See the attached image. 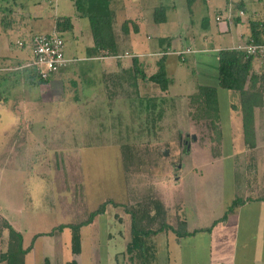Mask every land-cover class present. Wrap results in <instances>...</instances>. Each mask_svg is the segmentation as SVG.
<instances>
[{
    "label": "rangeland",
    "instance_id": "rangeland-1",
    "mask_svg": "<svg viewBox=\"0 0 264 264\" xmlns=\"http://www.w3.org/2000/svg\"><path fill=\"white\" fill-rule=\"evenodd\" d=\"M75 1L0 0V95L7 98L0 100V251H6L9 243V230L2 226L5 218L20 229L29 246L37 234L61 223H79L109 199L153 210L152 200L168 198L175 209L180 196L189 204V217L197 218L195 213L205 209L218 216V198L226 193L229 198L232 182L239 183L251 165L246 155L234 154L245 148L242 136L231 134L237 128L236 133L244 132L238 125L242 112L232 108L240 104L237 92L219 89V120H213L217 129L192 115L196 106L189 96L199 85L215 84L216 62L200 59L209 64L196 63L193 52L185 56V61L175 57L180 68L174 70V63L168 61L173 84L167 92L162 93L158 84L142 76L136 89L132 67L128 70L117 64L133 57L127 51L131 49L129 42L120 41V57L109 60L106 69L103 59H86L87 47L93 45L87 14L100 0H77L79 8ZM117 1L111 0L112 6ZM161 2L170 11L174 9L173 0ZM184 4L185 0H177L176 10L181 19L190 18V22L178 19L152 28L149 42L161 46L163 41L165 46L161 36L183 33L182 40L174 38L172 48L186 50L190 44L198 48L208 34L209 43L216 47L244 43L236 39V32H216L218 8L227 15L222 4L198 0L192 14ZM11 10L18 12L14 29L4 30L2 16ZM234 10L235 15L240 14ZM77 12L85 14L86 20L77 18ZM67 16L72 19V27L65 30L56 20ZM205 18L209 27L201 24ZM55 30L65 40L67 57L76 59H70L56 79L32 81L33 70L27 66L31 54L26 49L23 52L17 41ZM17 54L25 59L14 57ZM150 64L153 68L146 72L156 73L158 63L153 59ZM222 150L235 158L214 160ZM223 180L225 192L219 185ZM177 216L178 212L172 210L170 222L176 224ZM4 231L8 235L2 238ZM80 231L81 253L73 254V235L65 229L55 236L38 237L29 257L31 263L45 264V255L50 264H66L73 259L78 264H132L126 252L131 234L123 207L109 205L105 215ZM166 239L169 236L162 232L149 240L159 252L161 264H168Z\"/></svg>",
    "mask_w": 264,
    "mask_h": 264
},
{
    "label": "crops",
    "instance_id": "crops-1",
    "mask_svg": "<svg viewBox=\"0 0 264 264\" xmlns=\"http://www.w3.org/2000/svg\"><path fill=\"white\" fill-rule=\"evenodd\" d=\"M197 1L198 0H196L195 3H197ZM185 2L186 4H184V9L188 13L192 14L193 6L195 5V3L191 6V8H189L187 0H185ZM209 2L210 3L212 2L217 6L222 4L220 5V7L224 6L223 8H226L225 9L226 12L229 6H232V17L230 19L227 17L228 14L226 16L221 14L220 13L221 10L218 8L215 14L216 32L217 33L236 32L237 35L236 39H240L241 43L242 41L245 42L247 39V35H246L248 31L247 22L249 20L255 17L258 19H262V21H264V0H209ZM238 3H241L245 6V9L238 10V12L240 11L244 12L243 16H241L239 13L238 15L234 14L235 6ZM111 7L116 12L118 27L121 26L126 21L131 22L129 25L130 26L129 33L127 34L125 33L122 36V34L118 33L117 31L116 33L117 41L119 46L121 44L120 41L124 43L129 42V44H131V49H127V51L132 52L133 56H137V58L139 59V66L146 76L149 77L155 73V72L154 73L146 72V70H151L153 68V66H151L150 64V61L154 59L156 63H158L160 57H162L163 54L166 53L165 50H168V52L166 53V63H165L166 69L169 60H171L174 63V70H178V68H180L178 67L179 63L174 58L176 57V59L180 60L177 52L183 51L184 48L182 47V49H174L172 48L171 43H173L174 38L177 40L178 39L182 40L183 33H178L174 36L172 35V37H169L171 35L161 36L160 40L164 39V41L166 42L165 46H162L163 41L161 42V46L160 45L156 46L152 44V42H149V40L153 39V36L150 35L152 28L154 29V28H159L161 25H168L169 21L179 22L178 19H180L181 22L182 21L190 22V18H188V20H185L179 17L178 11L176 10L177 0L176 1L173 0L174 9L171 11L170 9H167L166 5H164V3L161 2V0H120L114 2L113 6L111 4ZM158 7L165 8L166 20L163 23H156L154 20V12L155 9ZM76 17L77 18L79 17L82 20L83 19L86 20V17L81 16L80 14H78V12L76 13ZM218 17H221V20H217ZM63 18L57 19L56 23L58 21H62ZM236 18H240L241 23H236L235 22ZM71 23H72V19H71ZM201 24L203 27L210 26V23L207 22L206 18L205 20L202 19ZM133 26L137 27L138 31H134ZM172 28L173 31H175L174 29L176 28V26L172 25ZM18 30H22V27L21 29L19 28ZM263 36H264V32H263ZM209 42L210 39L208 34L203 36V41L201 42V45L198 48L195 47L193 44L188 45L187 48L190 47L193 49L194 46L192 52L197 55L194 57L196 63L202 62L203 60L206 61L209 59H212V62L213 61L216 62L217 64L216 71H217L219 51L225 48H223L222 45H218L217 47L213 46L214 44L211 45ZM243 45L244 43H242L239 47ZM89 47H91V45H89ZM239 47L233 45L232 47H226V48H239ZM24 50L25 49H22L23 52H25ZM208 52H212V54ZM22 56L20 54H17L14 57L25 59L24 56L23 57ZM67 58L76 59L69 57ZM86 59L100 60L97 58H90V57H86ZM103 60H104L103 66L106 69L107 65H110L111 62L113 61V58L107 57ZM109 60L111 62H109ZM125 61L121 64V67L122 68L124 67L125 69L129 70L131 68L132 58L129 60L126 59ZM205 61L202 62L203 65L209 64L208 61L207 62ZM258 68L264 69V63L259 64ZM214 70L212 71L214 72ZM168 74L169 77L172 79L171 77L172 74L170 75L169 72ZM57 75L53 79H56ZM69 77L70 76H68V78ZM209 86H218V74L216 77L215 84ZM161 92L164 93L162 90ZM218 95H219V90H218ZM234 106H237L238 108L235 109V107H232L236 113L241 111L239 103L234 104ZM238 125L242 126L243 128V117H242V122L239 123ZM237 131H239V128L235 129V132H231V134H233L232 136L233 137L235 135L242 136L243 139L241 138V140H243L245 143L244 132L236 133ZM255 136L257 141V145L255 148H250L245 143L244 149L234 152L235 156H237L238 154L239 155L241 154L240 156H243V154L246 155L251 165L250 167L246 168L247 170L242 175L241 181L239 183L232 182L231 184L232 191L229 194L230 197L226 198L227 195L226 193L224 198H223V194H221V198H218V200L221 201L220 202L221 204L215 208L220 212V215L215 216V215H211V213L208 214L210 210L205 209L204 211L202 210L201 213L198 211L195 213V215L196 214L198 215L197 218L196 216L189 217L188 214L186 213L188 209L187 205L189 204L183 202L180 196L177 200L178 203L177 204L174 203L175 209L174 207L172 208L170 204H168V200H169L168 198L167 200L166 199L161 200L162 202H164L165 209L167 211L166 222H168L169 224L176 225L178 220H185L187 222V228L189 232H193L196 229H205L211 227V230L209 231L202 230L195 234L183 238H178L174 232L171 234L170 233L171 231L169 232L165 231L169 236V239H166L167 241L166 262L168 264H264V170H261V167L264 168V104L255 110ZM233 157L234 155L232 153L230 154L224 153V150H222L213 159L225 160V159H232ZM260 177L262 178V180L260 179ZM219 185L222 187L223 191L225 192V187H226L225 180H223V182H220ZM238 198L242 199L244 202L240 206L236 207L234 211L229 212L225 219H221L228 211L232 202ZM172 210H175V212H178V215H180V217L177 216L176 224L171 223L169 219ZM206 213L208 215L203 217V214ZM5 219L7 220V218ZM202 220H208V223H203ZM7 221L10 223L9 220ZM16 230L20 231L19 228H17ZM3 233L4 235L2 236V238L3 237L5 238L6 237L5 235H8V232L4 231ZM36 241L34 248L25 256V264H34L31 263L29 257H31V254L35 251V247L37 246ZM24 246L28 247L25 241H24ZM154 249L156 250L155 246ZM157 253L159 254V252ZM45 258L46 256L44 255V260ZM1 264H6V263L2 262ZM153 264H161V263L155 260Z\"/></svg>",
    "mask_w": 264,
    "mask_h": 264
},
{
    "label": "trees",
    "instance_id": "trees-1",
    "mask_svg": "<svg viewBox=\"0 0 264 264\" xmlns=\"http://www.w3.org/2000/svg\"><path fill=\"white\" fill-rule=\"evenodd\" d=\"M196 0H187L189 8ZM75 5L79 8V2L76 0ZM1 8V7H0ZM238 10L245 9L241 3L235 6ZM228 10V9H227ZM12 14L11 21L8 19V13ZM4 12L1 23L4 30L13 29L17 18L16 13L11 11ZM81 16L86 17L85 14ZM90 22V27L93 35V45L87 48V55L90 58L99 57L103 51H108L110 55H117L120 46L117 41L116 33L121 28L122 34H127L130 31V21L124 22L121 26L117 25V17L115 10L111 7V0H100L93 11L87 14ZM154 20L156 23H163L165 18V8L158 7L154 12ZM236 23H241L240 18H236ZM57 25H62L65 30L72 27L71 18H63L58 21ZM248 31L247 39L243 46L255 45L258 48L254 54H249L243 48H225L219 51L218 57V86L199 85L197 92L189 96L192 105L196 106V111L192 115L195 119L206 120L211 122L213 128H218L213 123V120H219V88L235 91L240 96V108L243 117V129L245 143L250 148H255L257 145L255 136V110L264 104V69L258 68L259 64L264 63V21L262 19L253 18L247 22ZM134 31H138L137 27ZM24 39V38H23ZM170 45V44H169ZM167 53L168 50H165ZM166 53L158 61L159 70L151 76H146L139 66L137 56L132 57V70L134 73V87L138 89V77L146 81H151L159 85L163 92H167L173 80L169 77L166 69ZM181 59V56H179ZM182 61V60H181ZM121 66V62L117 63ZM33 75L31 80L36 79L39 83L47 82L38 79V73L35 68L31 67ZM12 74V73H10ZM7 99L0 95V100ZM238 109L237 106H233ZM221 144V141H219ZM244 201L240 198L234 200L228 211L221 219H225L229 212L240 206ZM153 210L150 206L141 208L128 204H120L109 199L103 202L98 208L91 211L87 219L79 223H61L54 227L51 231L37 234L28 247L24 246L23 234L16 230L7 220H3V228L9 230V243L6 251H0V264H25V256L34 248L35 241L38 237L55 236L58 232H63L65 229H70L72 232V252L73 254L81 253V229L93 223L96 217L105 215L109 205L121 206L128 215L130 226L131 239L127 244L126 252L129 255L132 264H153L155 260H159V255L154 249L153 244H149L151 237L162 232L171 230L178 238H183L199 231L211 230V227L205 229H196L189 232L187 222L179 220L177 226H173L166 222L167 211L164 202L156 200L153 202ZM151 204V201L150 203ZM152 206V205H151ZM159 224L157 228L155 224ZM134 260V261H133ZM138 261V262H137ZM45 264H50L48 257L44 260ZM66 264H78L77 260L73 259Z\"/></svg>",
    "mask_w": 264,
    "mask_h": 264
},
{
    "label": "built area",
    "instance_id": "built-area-1",
    "mask_svg": "<svg viewBox=\"0 0 264 264\" xmlns=\"http://www.w3.org/2000/svg\"><path fill=\"white\" fill-rule=\"evenodd\" d=\"M227 14V17L230 19L232 17V6H229ZM240 14L243 15L244 12L240 11ZM217 20H221V17H218ZM17 45L21 49H26L31 54V61L27 63V66L36 69L38 79L40 80L50 81L67 67L71 61L65 53V40L58 34L57 30L51 34H34L29 39H19ZM239 48L245 49L249 54H254L259 47L249 45ZM260 49L264 50V47ZM192 51L193 49L189 47L186 50L177 52V54L181 56L182 61H185V56ZM107 57L114 58L120 56L110 55L108 51H103L97 59H105Z\"/></svg>",
    "mask_w": 264,
    "mask_h": 264
},
{
    "label": "water",
    "instance_id": "water-1",
    "mask_svg": "<svg viewBox=\"0 0 264 264\" xmlns=\"http://www.w3.org/2000/svg\"><path fill=\"white\" fill-rule=\"evenodd\" d=\"M195 138V137H194Z\"/></svg>",
    "mask_w": 264,
    "mask_h": 264
}]
</instances>
